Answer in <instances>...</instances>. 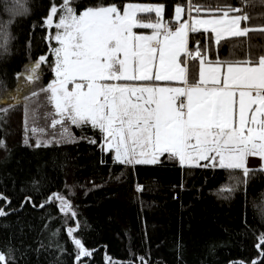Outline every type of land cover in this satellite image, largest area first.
Returning <instances> with one entry per match:
<instances>
[{"label":"trees","instance_id":"obj_1","mask_svg":"<svg viewBox=\"0 0 264 264\" xmlns=\"http://www.w3.org/2000/svg\"><path fill=\"white\" fill-rule=\"evenodd\" d=\"M126 2L164 4L168 20L174 5L186 6V0H78L75 6L79 12ZM191 3L206 9L237 6L240 0ZM48 9L49 0H0V23L7 24L10 35L6 48H0V90L12 88L16 74L39 55L48 54L44 81L52 78L55 44L46 43L45 28L38 27ZM245 11L254 17L251 26L264 25L260 0H251ZM195 41L211 60L264 55L259 33L219 46L211 34L190 33V50ZM198 68V60L188 61L190 82ZM22 116L16 105L0 121L6 142L0 147V193L11 200L10 205L0 201L9 213L0 217V252L9 264H74L77 249L67 229L77 225L75 237L93 250L85 264H264V245L255 246L264 233V174L252 172L245 183L239 170L181 166L166 155L155 165L118 164L114 153L101 151V133L90 126H71L76 142L36 147L25 142ZM92 139L97 143L87 142ZM229 187L231 192L224 191ZM53 194L67 199L76 215L61 211L59 201L50 200ZM25 197L32 203L21 207Z\"/></svg>","mask_w":264,"mask_h":264},{"label":"snow or ice","instance_id":"obj_2","mask_svg":"<svg viewBox=\"0 0 264 264\" xmlns=\"http://www.w3.org/2000/svg\"><path fill=\"white\" fill-rule=\"evenodd\" d=\"M250 3L240 0L237 6L205 9L186 0V6H173V27L164 20V4H97L78 12L76 0H49L48 15L38 27L45 28L46 43L57 45L50 48L55 57L54 78L38 91L29 89L30 95L23 99L27 113V102L45 94V103L52 107L45 118L50 120L49 128L59 126L60 139L53 132L45 140L47 129L33 126L30 131L38 137L35 146L76 142L71 126H90L101 133V151L114 153L113 161L118 164L155 165L166 155L181 166L239 170L245 183L252 172L264 174V163L258 169L248 167L249 157L264 161V55L211 60L207 48L201 51L199 41L194 51L189 49L190 33L211 34L216 46L225 40L248 38L250 33L264 35V25H250L254 17L245 11ZM260 3L264 6V0ZM141 14H154L155 20L146 22ZM9 39L7 24L0 23V48H6ZM189 60L199 62L194 82H189ZM47 64L48 54L39 55L16 79L35 85ZM172 82L182 86H170ZM21 91L23 85L8 99L17 100ZM15 106L0 108V121ZM87 142L97 143L95 139ZM5 146L0 138V147ZM138 190L143 189L138 186ZM51 199L59 201L61 211L76 215L64 197L53 194ZM0 201L11 204L2 193ZM31 203V197H25L20 206ZM8 214L0 207V217ZM78 228L67 231L77 249L74 264H85L93 250L75 237ZM261 245L264 233L255 246ZM0 264H9L3 252Z\"/></svg>","mask_w":264,"mask_h":264},{"label":"rangeland","instance_id":"obj_3","mask_svg":"<svg viewBox=\"0 0 264 264\" xmlns=\"http://www.w3.org/2000/svg\"><path fill=\"white\" fill-rule=\"evenodd\" d=\"M77 1L78 0H76V2ZM127 3H130V2H126L124 4H127ZM131 3L161 4V3H148V2H131ZM193 15H196V14H193ZM141 16L146 22L148 20H155L154 14H141ZM164 20L169 22L173 27H175V21L173 19V15H172L170 20L166 19L165 17H164ZM50 31L54 33L56 30H55V28H53ZM135 31H137L138 33H143V34H150V32H151V30H147V29H136ZM54 44H55V46H57L55 42H54ZM51 59H52V65H53V61H54L55 57L53 55H51ZM29 62L27 64H29ZM48 65L49 64L42 66V68H41V72H42L41 79L35 85H24L23 79H20V80L17 79L15 85L12 88L0 90V108L8 107V105L12 104V103H14L15 105H20L22 107V110H23L22 124H23V130L25 133V141L27 140V142L32 141V142L36 143V140L38 138L36 134H34L30 131V129L33 126L37 127V128L47 129V134L43 137V139H45V140L51 138L53 132L56 133L55 139L56 140L60 139L59 126L55 130L48 127L50 120L45 118V114L48 112H51L52 107H51V105H48L45 103V94L41 93L38 100H33V101L27 102L28 106H29V110L27 113L25 112V101H24L23 97L30 95L29 89L38 91L40 87L46 86L54 78V73H53L52 68H51L52 78L48 81H44V77H45V74L47 71L46 69H47ZM23 70H24V67H23L22 71ZM155 83L159 84L160 86H166L165 82H155ZM21 85H23V91L20 92L18 99L15 101L8 99L9 95L15 94L18 86H21ZM170 86H182V83L181 82H172ZM253 159H254V161H250L248 159V167L249 168L260 167L262 165V163H264V161H262L260 158L253 157Z\"/></svg>","mask_w":264,"mask_h":264},{"label":"crops","instance_id":"obj_4","mask_svg":"<svg viewBox=\"0 0 264 264\" xmlns=\"http://www.w3.org/2000/svg\"><path fill=\"white\" fill-rule=\"evenodd\" d=\"M198 70H199V68H198ZM197 78H198V74H197L196 79H197ZM196 79H195V80H196ZM195 80H194V81H195ZM194 81H193V82H194ZM189 82H190V81H189ZM248 159H249L250 161H254L253 157H249ZM252 163H253V162H252ZM253 168H255V167H253Z\"/></svg>","mask_w":264,"mask_h":264}]
</instances>
